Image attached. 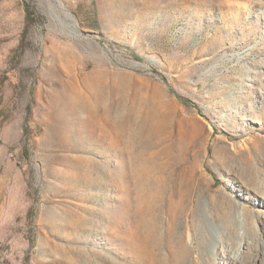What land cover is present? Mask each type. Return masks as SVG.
Listing matches in <instances>:
<instances>
[{"label":"rangeland","instance_id":"374dc122","mask_svg":"<svg viewBox=\"0 0 264 264\" xmlns=\"http://www.w3.org/2000/svg\"><path fill=\"white\" fill-rule=\"evenodd\" d=\"M234 256L264 264V0H0V264Z\"/></svg>","mask_w":264,"mask_h":264},{"label":"bare ground","instance_id":"6f19581e","mask_svg":"<svg viewBox=\"0 0 264 264\" xmlns=\"http://www.w3.org/2000/svg\"><path fill=\"white\" fill-rule=\"evenodd\" d=\"M237 217L239 220L243 221V217L240 213H237ZM209 226L211 227H214L212 223H209ZM215 229V228H214ZM220 236L219 234L214 230V241L212 242V247H213V250L215 251L216 250V245L220 242ZM239 257L238 256H234L233 257V260L234 262L233 263H230V264H238L236 263V261H238Z\"/></svg>","mask_w":264,"mask_h":264},{"label":"trees","instance_id":"16d2710c","mask_svg":"<svg viewBox=\"0 0 264 264\" xmlns=\"http://www.w3.org/2000/svg\"><path fill=\"white\" fill-rule=\"evenodd\" d=\"M24 8H25V13H26V23H27L26 25L29 26L33 22L32 9L28 4H26Z\"/></svg>","mask_w":264,"mask_h":264}]
</instances>
